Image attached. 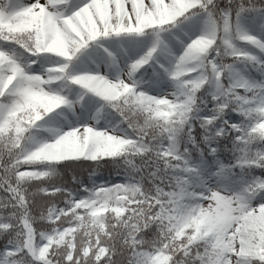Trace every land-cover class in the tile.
I'll return each instance as SVG.
<instances>
[{
    "label": "snow or ice",
    "instance_id": "obj_1",
    "mask_svg": "<svg viewBox=\"0 0 264 264\" xmlns=\"http://www.w3.org/2000/svg\"><path fill=\"white\" fill-rule=\"evenodd\" d=\"M0 264H264V0H0Z\"/></svg>",
    "mask_w": 264,
    "mask_h": 264
},
{
    "label": "trees",
    "instance_id": "obj_2",
    "mask_svg": "<svg viewBox=\"0 0 264 264\" xmlns=\"http://www.w3.org/2000/svg\"><path fill=\"white\" fill-rule=\"evenodd\" d=\"M222 2H223V0H222Z\"/></svg>",
    "mask_w": 264,
    "mask_h": 264
}]
</instances>
